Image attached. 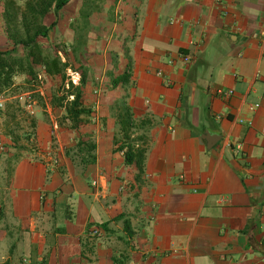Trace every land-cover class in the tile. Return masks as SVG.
I'll use <instances>...</instances> for the list:
<instances>
[{
  "label": "crops",
  "instance_id": "0c3cea01",
  "mask_svg": "<svg viewBox=\"0 0 264 264\" xmlns=\"http://www.w3.org/2000/svg\"><path fill=\"white\" fill-rule=\"evenodd\" d=\"M84 1L52 37L74 36ZM80 58L78 130L42 89L34 115L0 110V264H264V0H94ZM126 108L139 178L117 150ZM80 138L94 163L66 154Z\"/></svg>",
  "mask_w": 264,
  "mask_h": 264
},
{
  "label": "trees",
  "instance_id": "16d2710c",
  "mask_svg": "<svg viewBox=\"0 0 264 264\" xmlns=\"http://www.w3.org/2000/svg\"><path fill=\"white\" fill-rule=\"evenodd\" d=\"M70 1L0 0L5 34L10 44L7 48H0V95L5 94L12 97L10 108L19 110L21 103L16 96L20 94L23 85H29V88L24 87V89H27L26 91L32 98L38 100L40 106L45 107L43 95L38 91L35 92L40 82L39 75L42 73L49 77L59 76L63 84L60 91L53 94L50 103L53 107H64L65 119H69L72 129L78 130L92 114V110L83 102L86 74L82 73L79 85L70 84L66 87L65 80L67 69L74 66L71 60L79 62L80 55L87 46L94 0L84 1L81 15L71 25L75 38L74 43L68 49L67 45L60 46L53 42L52 32L58 27L61 12ZM60 48L65 55V61L57 53ZM19 76L24 77V83L16 84V78ZM129 77V72H125L119 79H116L115 84L125 83ZM71 95L74 99H70ZM0 110L3 109L0 108ZM119 119L123 130V142L117 150L124 153L127 164L138 168L137 178H139L144 173L147 149L144 143H136L140 139L143 141L142 137H132L135 126L129 108H126ZM14 132L12 131L11 134L16 140ZM26 138L29 136L27 135ZM95 151L96 143L92 139L80 138L72 148L67 149L66 154L74 162L90 164L96 161Z\"/></svg>",
  "mask_w": 264,
  "mask_h": 264
},
{
  "label": "built area",
  "instance_id": "2783aa9c",
  "mask_svg": "<svg viewBox=\"0 0 264 264\" xmlns=\"http://www.w3.org/2000/svg\"><path fill=\"white\" fill-rule=\"evenodd\" d=\"M184 61L185 62H189L190 61V57L187 55H184ZM81 78L82 75L78 70L72 69L71 67H69L67 69L66 72V80H65V84L66 87H69L70 84H74V85H79L81 82ZM39 79L41 82L39 83H43V76L42 74L39 75ZM233 90H230L227 92V94H233ZM218 94H226V92L223 89H218L217 90ZM16 98H18V100L20 101L21 105L23 106V108L30 114V115H34L36 112V105H37V101L31 97L30 93H20L16 96ZM7 96L5 94L0 95V108L4 109L5 108V102H6ZM70 99H74V96L71 95ZM259 107L258 104H255L252 106V108H256ZM57 127V126H56ZM239 149L241 148V146H237ZM95 183V182H94ZM97 232V231H96Z\"/></svg>",
  "mask_w": 264,
  "mask_h": 264
},
{
  "label": "rangeland",
  "instance_id": "374dc122",
  "mask_svg": "<svg viewBox=\"0 0 264 264\" xmlns=\"http://www.w3.org/2000/svg\"><path fill=\"white\" fill-rule=\"evenodd\" d=\"M72 5H73V3H72ZM70 8H72L71 6H70ZM69 22V21H68ZM73 23H74V21H73ZM60 30H61V28H59L58 29V31L55 33V34H53V42L55 43V44H59L60 46H63V45H66V42L65 41H67L68 40V37H69V39H71V35H68L67 36V38L64 36V35H62L61 36V32H60ZM56 34H57V36H56ZM72 38H75V34H74V36L72 37ZM65 39V40H64ZM74 40V39H73ZM66 47H68L69 48V45H67ZM51 48L54 50V47L53 46H51ZM60 51L59 52H57V53H59V55H60V57L65 61L66 59H65V55H63L64 53H63V50L60 48L59 49ZM71 62H72V64L74 65V66H71V68L72 69H75V70H79V66H77L78 65V63L76 62V61H74V59H72L71 60ZM42 74V73H41ZM42 76H43V74H42ZM20 78V77H19ZM19 81H20V83L22 84V83H24V79H18ZM41 82V81H40ZM53 82L52 81H48L44 76H43V83H39L37 86H36V90H35V92L36 91H38V92H40L41 93V89L44 91V96L45 97H47L48 99L50 98V95L51 94H56V93H58L59 91H60V88H61V86H62V84H63V80H62V78L61 77H59V79H58V81H56L55 79H54V83L52 84ZM52 84V85H51ZM24 87L25 88H29V85H23V88L21 89V91L19 92V93H28L26 90L27 89H24ZM36 101H37V105H39V102H38V100L36 99ZM44 102H45V100H44Z\"/></svg>",
  "mask_w": 264,
  "mask_h": 264
},
{
  "label": "water",
  "instance_id": "95a60500",
  "mask_svg": "<svg viewBox=\"0 0 264 264\" xmlns=\"http://www.w3.org/2000/svg\"><path fill=\"white\" fill-rule=\"evenodd\" d=\"M205 138H206V139L208 140V142L210 143V144H209V147H212L213 144H215V143L220 139L219 136H214V135H212V134H207V135L205 136Z\"/></svg>",
  "mask_w": 264,
  "mask_h": 264
}]
</instances>
